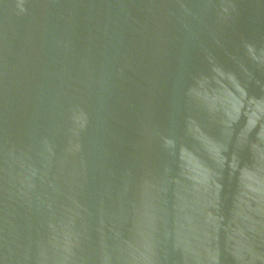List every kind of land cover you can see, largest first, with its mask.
Wrapping results in <instances>:
<instances>
[{
  "label": "water",
  "instance_id": "1",
  "mask_svg": "<svg viewBox=\"0 0 264 264\" xmlns=\"http://www.w3.org/2000/svg\"><path fill=\"white\" fill-rule=\"evenodd\" d=\"M0 264H264V0H0Z\"/></svg>",
  "mask_w": 264,
  "mask_h": 264
}]
</instances>
